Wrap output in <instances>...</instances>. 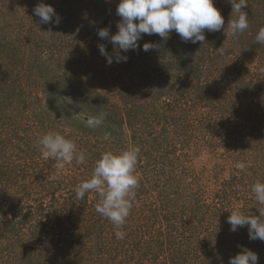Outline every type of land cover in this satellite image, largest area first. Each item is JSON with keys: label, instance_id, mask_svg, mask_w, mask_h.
<instances>
[{"label": "trees", "instance_id": "obj_1", "mask_svg": "<svg viewBox=\"0 0 264 264\" xmlns=\"http://www.w3.org/2000/svg\"><path fill=\"white\" fill-rule=\"evenodd\" d=\"M119 2L0 0V264H229L244 248L264 264V241L228 223L235 210L264 211L251 192L264 182V44L255 39L264 0L242 8L243 33L227 27L239 15L228 0H214L225 23L205 29L204 42L172 30L167 40L142 34L127 52L98 35L118 32ZM40 3L59 24L34 14ZM101 112V123H88ZM49 131L73 140L85 163L45 159L36 145ZM137 145L139 187L117 229L96 211L98 194L78 200L76 188L102 153ZM208 152L241 178L198 160Z\"/></svg>", "mask_w": 264, "mask_h": 264}, {"label": "clouds", "instance_id": "obj_2", "mask_svg": "<svg viewBox=\"0 0 264 264\" xmlns=\"http://www.w3.org/2000/svg\"><path fill=\"white\" fill-rule=\"evenodd\" d=\"M232 5V13H238L236 20H230L227 27L233 34L243 33L249 27V17L242 11L248 6V0H228ZM34 14L40 17L43 23L52 21L56 16L52 6L40 3L34 8ZM116 14L121 18L117 24L118 32L111 35L107 28L98 32L99 37L109 38L116 49L127 52L138 47L137 41L142 34H158L164 40L169 38V33L175 30L182 41L192 43L204 42V30L209 32L220 31L224 26V18L214 6V0H120ZM135 21H138L135 22ZM60 18L56 16L55 23L59 24ZM46 33H52L50 30ZM256 42L264 44V27L256 34ZM155 47L151 43L143 45L144 51ZM101 55L107 58L108 64L113 62L108 56L105 46L99 45ZM127 56L116 57V62H127ZM107 114L101 112L97 117L88 120L89 124H99ZM42 156L47 159L55 157L60 168L71 164L85 163V153L77 149L76 143L66 138L59 132L49 131L39 138L37 145ZM141 153L140 146H130L118 153L106 151L96 160L91 178L78 184L76 198L84 199L86 193L96 192L100 198L96 211L107 218L117 228H122L130 216L139 187V176L136 166ZM236 167L244 171L245 162H238ZM251 192L260 205H264V182L257 181L251 186ZM259 216L245 215L240 210L233 211L228 223L231 231H236L238 226H248L249 238L264 241V211H259ZM117 239H124L126 233L116 231ZM229 264H258V256L251 250L244 248L242 252L231 258Z\"/></svg>", "mask_w": 264, "mask_h": 264}, {"label": "rangeland", "instance_id": "obj_3", "mask_svg": "<svg viewBox=\"0 0 264 264\" xmlns=\"http://www.w3.org/2000/svg\"><path fill=\"white\" fill-rule=\"evenodd\" d=\"M216 154H218V152H208L207 155H203L202 158H200L198 160L201 161L207 167L214 166L215 163H218L220 167H224V168H222V170L225 171L224 172L225 177H227V179H231L232 182H235V180H238L239 178H241L239 175L240 172L237 169L232 168L231 165L230 166L226 165V163L224 161L219 160V161L214 163L213 157H215ZM204 203H206V204L209 203L211 205L216 204V202L212 201V197L210 196V193H205ZM234 208L236 209L237 206L235 205ZM115 261H116V264H119L120 258L117 256Z\"/></svg>", "mask_w": 264, "mask_h": 264}]
</instances>
